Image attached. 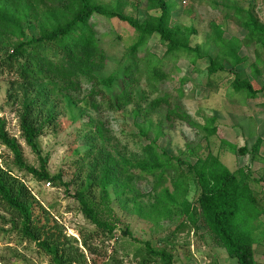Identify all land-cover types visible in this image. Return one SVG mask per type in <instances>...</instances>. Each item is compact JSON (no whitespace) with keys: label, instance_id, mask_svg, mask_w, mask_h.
I'll list each match as a JSON object with an SVG mask.
<instances>
[{"label":"trees","instance_id":"1","mask_svg":"<svg viewBox=\"0 0 264 264\" xmlns=\"http://www.w3.org/2000/svg\"><path fill=\"white\" fill-rule=\"evenodd\" d=\"M122 1L109 6L98 0H0V69L17 76L11 81L9 98L18 106L22 138L37 157L35 164L25 159L22 145L10 136L6 120L0 117V145L13 155L12 163H3L0 155V207L11 216L8 223L12 229L23 240L36 243L51 264H88L85 250L91 254L95 252L94 245L85 238L81 248L78 240L67 234L64 225L36 199L24 181L25 177L31 176L38 182L48 181L70 190L62 173H51L49 157L39 144L48 127L59 125L61 112L56 95L69 98L68 104L72 106V92H80L83 81H87L92 86L89 95L95 109L100 110L106 104L110 110L121 111L128 105L137 104L134 113L138 118L141 108L136 96L143 72L149 83L168 78L162 65L155 64L153 57L140 55L155 36L166 47L165 57L181 54L191 58L194 66L207 62L205 71L209 78L220 72L233 74L235 77L230 85L234 94L255 99L264 92V84L261 85L264 65H260L264 24L253 4L249 8L227 7L243 30V36L227 37L222 24L212 23L213 40L193 46L192 36L196 29L174 20L173 14L178 7L175 0ZM140 2L145 4L147 13L144 21L124 12L127 5L139 9ZM95 16L116 19L138 34L137 41L127 47L123 75L102 77L110 59L100 46L92 21ZM33 31L37 35L32 36ZM251 45L256 46V60L250 66L253 81L238 70L248 61L241 55V49ZM144 62L146 67L142 69ZM181 97L166 93L150 103L149 111L166 110L170 128L183 122L193 129H201L207 137L217 134L218 118L211 116L207 124L201 125L184 109ZM144 124L152 125L148 118L139 125L141 129ZM86 125L91 129L78 137L80 143L75 149L78 166L86 174L80 177L83 178L81 186L79 184L80 189L74 196L85 217L109 240L115 239L119 221L112 207V194L121 199L133 193L135 175L132 171L140 170L158 178L155 202L149 212H143L136 199L133 200L141 214L157 221L178 216L183 218L181 226L188 222L197 230L203 225L238 264H258L254 248L253 222L257 218L254 210L258 209L261 214L263 211L251 181L262 182V179H256L252 171L246 172L243 168L238 172L230 170L213 153L199 157L193 163L171 155L160 144V139L166 135L159 126L153 139H149L146 130L142 129L149 142L142 148L144 158L133 162L107 148L103 124L91 119ZM261 143L262 139H257L251 152L258 153ZM231 146L239 154L248 153L247 147ZM20 173L24 174L22 178ZM168 179L174 191L164 188L158 192ZM191 181L199 188L194 202L188 198ZM97 190L100 191L99 199ZM123 235L131 236L128 228ZM142 244L149 255L144 264H152L158 258L164 264H175L166 249L155 248L149 241Z\"/></svg>","mask_w":264,"mask_h":264},{"label":"rangeland","instance_id":"2","mask_svg":"<svg viewBox=\"0 0 264 264\" xmlns=\"http://www.w3.org/2000/svg\"><path fill=\"white\" fill-rule=\"evenodd\" d=\"M98 1L109 6L119 1L123 2ZM175 1L178 7L173 14L174 20L196 29V34L192 36L193 46L202 45L208 39L213 40L212 23L222 24L227 37L244 35L235 18L229 14L228 6L249 8L253 4L260 21L264 24V0ZM139 6V9H135L134 6L127 5L124 12L144 21L147 14L145 4L140 2ZM92 21L96 25L100 46L110 59L101 73L102 77L123 75V69L127 64V47L137 41L138 34L127 24L116 19L95 16ZM31 35H37V32L33 31ZM143 50L144 53H140L141 57H153L155 64L162 65L168 78L149 83L146 73L143 72L136 96L141 115L135 118L134 109H137V104L128 105L121 111L110 110L106 104L100 110L95 109L89 95L92 86L87 81H83L80 92H72V106L68 104L69 98L64 99L61 95H56L61 112L59 125L48 127L39 139V144L49 157L51 173L55 175L62 173L64 182L70 184V190L67 191L65 186L48 181L38 182L31 176L24 178L25 183L36 199L64 225L67 234L78 240L81 248L84 238L94 245V254L85 250L88 264H144V259L149 257L146 246L142 244L146 241L155 248L166 249L173 256L175 264H238L237 260L229 257L226 249L216 242L203 225L197 230L188 225V222L181 226L183 218L178 216L157 221L141 214L133 200L136 199L143 212H149L155 202L158 178L140 170L132 171L135 175L133 193L121 199L112 194V207L119 220L115 239L109 240L81 211L80 202L74 195L80 189L83 179L80 177H84L86 171L78 166L79 157L75 149L80 143L78 137L87 134L91 129L86 123L92 119L103 124L104 143L107 148L133 162L144 158L142 148L149 142L143 136L142 129L146 130L149 139H153L159 126L166 135L160 139V144L169 150L171 155L193 163L197 158H204L213 153L218 155L230 170L238 172L243 168L246 172L252 171L256 179L263 180L262 182L252 180L251 184L258 194L263 211L261 214L258 209L254 210L257 218L253 226L256 259L258 264H264V92L255 99H248L243 94H234L230 85L235 77L233 74L220 72L209 78L205 71L207 62L194 66L191 58L181 54L165 57L166 47L158 36L151 38ZM240 53L246 56L248 61L239 66L238 70L253 81L250 66L256 60V46H244ZM260 54V65L263 66V49H260ZM141 67L144 69L146 62L142 63ZM16 78L14 72L0 69V117L6 120L10 136L18 139L22 145L25 159L35 164L37 157L22 138L18 106L9 98L11 81ZM263 84L264 70L261 85ZM166 93L182 96L180 103L184 109L203 126L211 116H216L217 134L207 137L201 129H193L183 122H177L174 128H170L166 121V110L150 112V103ZM100 103L101 101L98 102ZM145 118H148L152 125L144 124V128L141 129L139 125L144 123ZM259 138L262 139L260 149L258 153H253L251 150ZM231 145L238 148L247 147L248 153L239 154ZM0 155L3 163H12L13 155L1 145ZM183 168L187 170L186 165ZM23 175L19 174L21 178ZM164 188L174 191L169 179L165 185L158 188V192ZM96 192L99 199L100 191ZM198 194L199 188L191 181L188 198L194 202ZM10 218L9 213L0 207V264H51L50 259L36 243L23 240L18 232L12 229V225L8 223ZM127 228L131 236L123 235ZM133 238L141 242H136ZM152 264L164 263L158 258L152 261Z\"/></svg>","mask_w":264,"mask_h":264}]
</instances>
